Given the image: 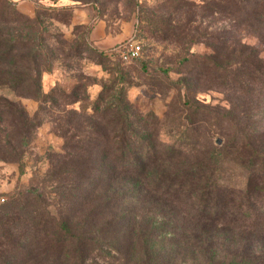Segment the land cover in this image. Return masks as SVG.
Listing matches in <instances>:
<instances>
[{"label":"rangeland","instance_id":"374dc122","mask_svg":"<svg viewBox=\"0 0 264 264\" xmlns=\"http://www.w3.org/2000/svg\"><path fill=\"white\" fill-rule=\"evenodd\" d=\"M248 148L264 153V0H0V264H75L62 223L84 264L264 257V219L183 197L219 183L224 206Z\"/></svg>","mask_w":264,"mask_h":264},{"label":"trees","instance_id":"16d2710c","mask_svg":"<svg viewBox=\"0 0 264 264\" xmlns=\"http://www.w3.org/2000/svg\"><path fill=\"white\" fill-rule=\"evenodd\" d=\"M118 49L119 48H115L113 50ZM247 60L252 61L251 58ZM249 150L251 155L249 167L251 171L246 177V186L241 191L238 190L235 193L232 190V194L228 195L229 199L224 206L221 205L223 201H221L222 197L220 196V189H218L219 183H215L214 185H209V183H207L204 184V187L199 189L192 186L186 191L185 196H183L185 199L190 200L195 198L194 205L196 215L213 220L226 218L234 223L252 220L255 222L264 219V210L255 207V204L259 202L258 199L264 197V153L251 148ZM256 167H260V169H256ZM173 185H177L175 187H177L179 192L181 190L185 191L186 183L177 180ZM176 194L179 195V193ZM181 194L180 192V195ZM258 225H264V223H258ZM61 230L63 232V241L60 247H70L68 253H71L74 263L84 264V255L89 244V242H87V236L84 233L79 236L76 235L72 228L70 226L68 227L66 223H62ZM68 241L71 242L72 246L68 245ZM246 243L248 244L249 240H247L245 244ZM245 252L246 245L242 260L234 264H264L263 256H247L246 258Z\"/></svg>","mask_w":264,"mask_h":264},{"label":"built area","instance_id":"2783aa9c","mask_svg":"<svg viewBox=\"0 0 264 264\" xmlns=\"http://www.w3.org/2000/svg\"><path fill=\"white\" fill-rule=\"evenodd\" d=\"M142 49L140 45H132L121 52V56L125 60L137 59L141 57Z\"/></svg>","mask_w":264,"mask_h":264}]
</instances>
